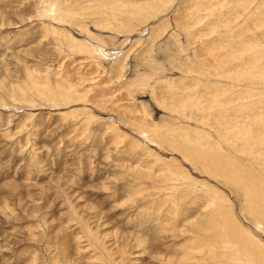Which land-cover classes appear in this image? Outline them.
<instances>
[{
	"label": "rangeland",
	"instance_id": "rangeland-1",
	"mask_svg": "<svg viewBox=\"0 0 264 264\" xmlns=\"http://www.w3.org/2000/svg\"><path fill=\"white\" fill-rule=\"evenodd\" d=\"M263 251L264 0H0V264Z\"/></svg>",
	"mask_w": 264,
	"mask_h": 264
},
{
	"label": "bare ground",
	"instance_id": "bare-ground-1",
	"mask_svg": "<svg viewBox=\"0 0 264 264\" xmlns=\"http://www.w3.org/2000/svg\"><path fill=\"white\" fill-rule=\"evenodd\" d=\"M206 135H208V134H206ZM209 136V135H208ZM200 139H201V137H199ZM203 140H204V138H203ZM205 144V143H204ZM238 226V225H237ZM240 230V229H239ZM240 234L242 233L241 231L239 232ZM237 236H239V235H237ZM244 236V235H243ZM242 236V237H243ZM252 240V239H251ZM253 242V241H252ZM254 242H256V241H254ZM257 243H258V241H257ZM256 246V245H255ZM249 248V247H248ZM260 249H262V248H260ZM264 252V251H263Z\"/></svg>",
	"mask_w": 264,
	"mask_h": 264
}]
</instances>
